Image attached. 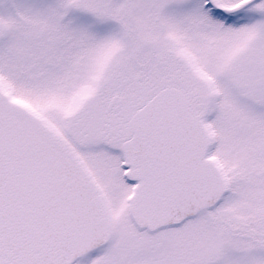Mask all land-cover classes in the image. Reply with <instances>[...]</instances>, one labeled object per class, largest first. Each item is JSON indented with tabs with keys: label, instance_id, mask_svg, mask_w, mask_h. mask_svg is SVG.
<instances>
[{
	"label": "snow or ice",
	"instance_id": "obj_1",
	"mask_svg": "<svg viewBox=\"0 0 264 264\" xmlns=\"http://www.w3.org/2000/svg\"><path fill=\"white\" fill-rule=\"evenodd\" d=\"M0 264H264V0H0Z\"/></svg>",
	"mask_w": 264,
	"mask_h": 264
}]
</instances>
